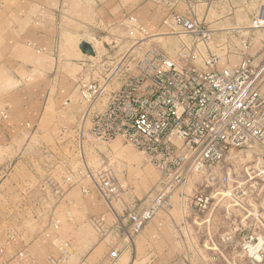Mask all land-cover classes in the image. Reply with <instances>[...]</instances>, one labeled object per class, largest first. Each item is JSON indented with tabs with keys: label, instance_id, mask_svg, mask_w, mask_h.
<instances>
[{
	"label": "crops",
	"instance_id": "0c3cea01",
	"mask_svg": "<svg viewBox=\"0 0 264 264\" xmlns=\"http://www.w3.org/2000/svg\"><path fill=\"white\" fill-rule=\"evenodd\" d=\"M174 1L188 3L190 11L179 14L174 9L171 11L172 7L168 8L166 13L171 19L167 16L160 21L159 29H178L177 33L183 34L181 26L175 24L173 18L180 16L200 22L193 17V12L205 6L207 21L212 22L209 15L216 7L213 0L204 3L199 0ZM135 4L136 0H31L28 22L15 14L9 16L14 18L12 21H0V113L4 111L7 119L0 116V165L8 162V141L15 142L17 146L12 149L16 162L0 185V201L5 207L0 217V241L8 236L12 238L0 256V264H49L50 257L59 255L57 244L61 241L60 236L79 238V245L76 248L71 245L72 251L63 264H102L112 250L120 247V236L129 230V214L137 209L133 205L136 200L130 195V186L126 189L119 187L110 208L87 180L65 182L71 170L61 171L56 164L66 148H50L41 152L31 147L36 137L56 142L63 138L69 146L81 133L87 134L90 122L83 118L84 110L78 103L75 82L77 76L85 72L89 61L121 62L125 65L135 43L145 49L156 45L149 39H130V18L148 32L145 23H150L158 11L152 10L147 0H139L137 9ZM27 13V10L23 11L25 16ZM211 28L209 24L206 27L213 32ZM183 35L188 38L185 42L172 36L166 38L168 48L155 47L170 54L181 42L189 43V36ZM237 35L240 34L237 32ZM255 39H251L252 45ZM82 41L92 46L95 57L87 58L81 54L78 45ZM258 43V48L251 54L262 60L264 42ZM218 47L219 50L227 49L226 43ZM230 57L224 61L221 58L220 65L230 64ZM120 84L119 79L113 80L112 88L117 89ZM261 92L264 96L262 87ZM66 100L70 103L64 105ZM105 102L106 99L100 100L92 110L101 111ZM46 109L49 120H45L41 113ZM27 125L35 127L34 135L28 132ZM25 141H30L29 145L24 146ZM111 142L118 156L129 153L130 145L123 146L121 139ZM48 152L53 156L42 155ZM41 156L49 158L46 159L48 164H42ZM186 184L175 193L189 200L187 193L182 191ZM82 188L88 189V193L83 194ZM173 199L172 195L170 208L175 205ZM11 205L15 206L14 209ZM180 206L178 214L160 211L162 213L159 212L146 224L133 247L123 251L115 264H190L192 251L185 240L190 215L185 213L182 204ZM100 216L105 218L104 239L99 243L90 242L85 230L76 226L78 222H86L87 218L91 220ZM55 218L61 221L58 225V228L61 225L60 233L52 232L54 229L50 223ZM49 220L52 230L43 229ZM11 223L23 230L11 231ZM20 252L24 256L19 260L17 254Z\"/></svg>",
	"mask_w": 264,
	"mask_h": 264
},
{
	"label": "built area",
	"instance_id": "2783aa9c",
	"mask_svg": "<svg viewBox=\"0 0 264 264\" xmlns=\"http://www.w3.org/2000/svg\"><path fill=\"white\" fill-rule=\"evenodd\" d=\"M173 19L190 38L189 43H180L174 58L155 46L145 49L135 43L127 64L89 61L85 72L77 76L78 103L90 126L87 134L81 133L77 139L81 165L65 182L88 179L111 208L117 185L102 166L103 161L93 170L88 166L83 148L88 140L107 143L117 138L143 153L161 176L157 186L133 204L137 209L129 214V230L120 236V247L112 250L102 264H115L123 251L131 249L146 224L168 208L172 195L192 176H206L200 187L211 190L195 192L189 198L191 210L203 214L214 198L220 201L231 193L230 172L220 169L226 155L233 150L264 148V59L252 55L250 42L238 35L241 51L229 48V52L238 55L239 62L221 66V57L209 47L211 31L194 20L180 16ZM257 24L255 21L254 26ZM134 33L141 35L140 41L150 37L130 18L129 36L136 41ZM116 79L121 84L113 89ZM102 99H106L103 109L93 111ZM69 103L66 100L64 105ZM2 171L7 173V168ZM82 193L87 194L88 189L82 188ZM248 219L260 223L262 218L252 212L241 221L246 223ZM91 222L104 235V216ZM58 225L56 221L53 228ZM254 231L249 226L242 236L238 256L249 264H262L264 236ZM11 240L8 236L0 241V256ZM57 247L59 255L50 257L49 264H63L67 259L69 244L59 241ZM23 256L22 252L17 254L19 260Z\"/></svg>",
	"mask_w": 264,
	"mask_h": 264
},
{
	"label": "rangeland",
	"instance_id": "374dc122",
	"mask_svg": "<svg viewBox=\"0 0 264 264\" xmlns=\"http://www.w3.org/2000/svg\"><path fill=\"white\" fill-rule=\"evenodd\" d=\"M138 1L139 0H136V9L139 7ZM147 1L151 3V7H153L152 10H158L157 13L154 14L156 16L152 17L150 23H145L148 28V36H150L148 39L153 40L152 42H154L151 44H156L155 46L159 48H168L169 45H167V37L177 36V40L184 42L188 40V38L183 34L177 33L178 29L173 31L166 28H158V23L168 16L166 13L168 8L172 7L171 11L174 9L176 13L184 14V12L188 11V9L190 11L188 3L184 1L178 3L174 0ZM199 1L200 3H204L206 0ZM213 1L216 7L210 11L209 18L212 20L211 23H208L207 21L208 10L206 6L199 7L197 10H194L193 17L195 19L198 18L204 28H206L208 24L209 26L211 25V30H213L216 34L212 35V40L209 44L210 49L213 51L216 50L217 54L223 59V61L226 60L228 56H231L230 62L232 64L230 63L226 65L234 66V64L236 65L239 62V58H234V56L238 57V55L229 52V48L233 49L234 52L241 51L237 32L240 35H243L244 38L250 42V53H254L253 49L258 48V42H264V0ZM30 4L31 0H0V21H4L5 19H7V21H12L14 18H10L9 16L15 14L17 18L21 17V19H25L24 21L28 22L30 19ZM26 10L28 13L25 16L23 11ZM136 16L139 17L138 15ZM168 19L170 20L171 18L169 17ZM255 21L260 23L255 25L256 27L254 26ZM231 31L233 33L228 34V32ZM173 32L176 35L173 34ZM213 32L211 33L213 34ZM253 34L256 35V39ZM133 37L138 39L142 38L138 33H134ZM251 39L256 40L254 41V44L256 43V45L251 44ZM186 43H188V41ZM224 43H226L227 49L219 50L218 48L220 46L218 47V45ZM178 48L169 52L170 54L168 55L174 58L175 52ZM163 52H165L164 49ZM76 85L77 84L75 82V87ZM262 89H264V82L262 83ZM41 113L45 120H49L47 109L42 110ZM0 116L1 119H4V116L6 119L4 111L0 113ZM7 124L11 125V122L7 121ZM26 128L29 133L34 135L36 131L35 127L27 125ZM66 142L67 140H63V138H59L56 142V140L53 139L47 138L39 140V138L36 137L32 143L33 147L31 148L39 149L41 152L46 151V149L49 150L50 148H66L63 150L62 155H60L59 163L56 165H58L61 171L66 169L71 170V173L67 174L71 176L72 172H75L79 165H81L79 157L80 150L77 140L71 141L69 146L66 145ZM9 143L10 140L8 141V147L6 148L8 162L0 165V185L7 178L11 167H13L16 162V157H14V151L12 149H16L17 146L15 145V142L10 143L12 145H9ZM29 143L30 141H25L24 146L29 145ZM111 145L112 142L101 143L94 140L84 142L83 152L85 154L86 163L93 170L98 162L103 161L102 166L106 169L108 175H110L117 185V194L119 187L126 189L130 186L131 197H133L136 202L138 200H142L157 186L161 179L160 173L148 161L147 157L143 153L131 145L129 153L127 152L123 154L125 156L122 157L116 154L113 148L114 146ZM124 145L125 143H123V146ZM72 149L74 150L71 152ZM42 155L53 156V153L48 152ZM41 157H39L38 160H40ZM47 158L42 157V164H48L46 162ZM1 160L2 159H0V163ZM3 168H7V173L2 171ZM221 168H223V171L230 172V195H227L220 201L218 197L214 198L208 211L203 214H196L191 210L188 198L182 199L181 196H178L177 193H175L173 194V200L175 201L174 207H168V210L162 211L178 214L181 208L180 205L182 204L185 213L190 215L189 226H187L188 232L187 236H185V240L192 251L190 254L192 255L189 262L190 264H249L244 258L238 256L242 236L246 234V230L249 226L252 230H255V233L264 236V174L258 176V173L264 172V148L257 147L256 149L249 151L233 150L226 155L224 162L220 164V169ZM205 177L206 176L204 175L192 176L182 191L187 193L188 197H191L198 191L205 190L208 193L211 190L205 189L202 186L200 187ZM83 180H87V182H89L88 179ZM217 189L218 188H216V190ZM240 191L244 193V195H241ZM3 207L4 206L1 205L0 201V217L3 213ZM10 207L14 209L15 206L11 205ZM252 212H257L261 215V222L257 223L248 219L246 223H243L241 220L248 213ZM50 220L47 223V226H45L46 224L43 225V229L46 228L47 230H52L49 226ZM91 220L87 218L86 222H78L79 225L76 227L81 226L82 230H85L88 241L99 243L102 239H104V236L95 230ZM56 221L59 222L60 220L55 218L50 223V225L52 224V228ZM9 227L11 231L23 230L15 223H11ZM24 228L26 229L27 226ZM60 228L61 225L58 229L53 228L54 230H52V232L60 233ZM227 236H230L231 238L229 241L225 240ZM78 239L79 238L69 239V237L60 236L61 241L69 244L66 257H69L72 251L71 245L75 246V248L79 245ZM262 264H264V261Z\"/></svg>",
	"mask_w": 264,
	"mask_h": 264
},
{
	"label": "water",
	"instance_id": "95a60500",
	"mask_svg": "<svg viewBox=\"0 0 264 264\" xmlns=\"http://www.w3.org/2000/svg\"><path fill=\"white\" fill-rule=\"evenodd\" d=\"M78 49L81 52V54L87 58L95 57V53H94L92 46L85 41H82L79 43Z\"/></svg>",
	"mask_w": 264,
	"mask_h": 264
}]
</instances>
